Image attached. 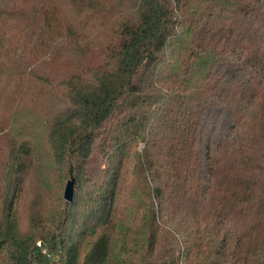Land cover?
<instances>
[{"label":"trees","instance_id":"trees-1","mask_svg":"<svg viewBox=\"0 0 264 264\" xmlns=\"http://www.w3.org/2000/svg\"><path fill=\"white\" fill-rule=\"evenodd\" d=\"M4 98L0 264H264V0H0Z\"/></svg>","mask_w":264,"mask_h":264},{"label":"rangeland","instance_id":"rangeland-1","mask_svg":"<svg viewBox=\"0 0 264 264\" xmlns=\"http://www.w3.org/2000/svg\"><path fill=\"white\" fill-rule=\"evenodd\" d=\"M16 25L17 27L14 28L13 33L10 34L11 41H9V46H11V48H13V50L15 51L27 52L30 49V44L28 43V31L24 27L23 21H18ZM34 64L35 62H33L30 65V67H33ZM36 64L38 65H36L34 69L36 73L38 74V79L40 78L39 82H36V85H40L43 88L39 90L40 92H38L34 97L35 98V110L31 108V112L33 114L21 115L19 116L18 121H23L27 119L29 116L31 117L36 116L41 119H43L42 117L50 118L53 116L54 113H60L64 109L63 104L60 103L61 101L60 84H61V80L63 79L64 75L70 70V68L68 67V63L63 65L61 61H52V62H45V63L36 62ZM17 68L19 70L17 76H20L22 73V69H21L22 65ZM45 80H47L49 84L51 85H58L59 88L49 89V88L44 87ZM28 97L32 98V95ZM11 106H12L11 100L8 98L7 99L4 98L3 103H2V111H0V118L4 120L5 123L10 122V120L13 121V118H8ZM33 117L31 119V122L35 123L33 121ZM15 130L16 128L11 123L10 130L8 132H4L0 134V163L4 162V160L6 159V156L10 149L12 141L14 137L16 136ZM33 133L38 134L34 139H32L33 141L35 140L36 142H39L42 139L43 134H44L43 131L33 132ZM44 155H48V154H44ZM44 159L49 161L46 158V156H44ZM47 161H44L46 162L48 166L47 167V170H48L47 179L50 182L53 181V186L54 185L56 186L57 179L61 178L62 174L59 171H56L55 167H53L50 162L48 164ZM68 180H69V177H67L63 181V187L66 185V182ZM22 196L24 197L25 201H27L29 198L31 199L35 196V192L33 191L32 187H29V191L24 193Z\"/></svg>","mask_w":264,"mask_h":264},{"label":"water","instance_id":"water-1","mask_svg":"<svg viewBox=\"0 0 264 264\" xmlns=\"http://www.w3.org/2000/svg\"><path fill=\"white\" fill-rule=\"evenodd\" d=\"M73 185H74V179L73 178L69 179L65 185L63 197L66 201L72 200Z\"/></svg>","mask_w":264,"mask_h":264}]
</instances>
